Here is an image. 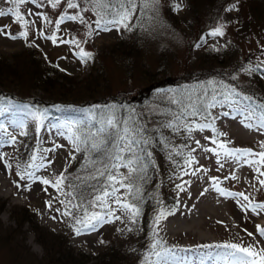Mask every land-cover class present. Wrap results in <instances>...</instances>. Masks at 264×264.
<instances>
[{"label": "rangeland", "instance_id": "obj_1", "mask_svg": "<svg viewBox=\"0 0 264 264\" xmlns=\"http://www.w3.org/2000/svg\"><path fill=\"white\" fill-rule=\"evenodd\" d=\"M175 2L183 5L179 12L172 11L173 0H161L160 17L164 26L157 27L150 33L124 30L118 32L113 29L99 35L93 34L91 37L88 36V27L78 21H65L60 30L56 31L54 21L66 9L63 0L62 5L55 9L47 0H44V5L40 8L28 3L22 6V13L26 19L35 21V24L29 27L28 39L13 40L0 35V59L18 71L23 66L24 73L19 81H17L19 76H8L5 79L4 76L0 77L2 91L0 96L20 105L32 106L28 102L32 97H45V101L51 103L32 106L48 110L45 127L39 135L34 130L35 125L31 118H27L23 129L28 133L26 136L20 135V129L5 125L8 131L17 137L18 143L15 146L5 145L0 148V152L6 153L8 163L12 164V168L6 171L3 163H0V264H45L46 254L36 243L32 232L35 227L47 233H54L53 235L66 231L65 243L71 248L73 256L76 257L79 252L91 256L87 257L89 260L85 264H101L96 257L109 248V243L133 252L139 251L136 244L132 245V241L137 242L141 235V224L127 225L125 221H115L104 224L97 231L76 236L72 228L73 218L63 217L55 211L57 208L63 210L59 200L64 199L56 189L39 181H20L21 185L31 183V189L25 190L23 187L17 189L13 183L19 180L16 175L19 170L17 164L22 165L26 162L34 151L52 147L53 141L64 147L57 149L55 153H48V159L53 163L48 168L37 171L36 175L51 180L65 168L70 178L87 175L81 166L68 171L74 161L69 157L71 145L65 138L55 134L56 130L49 127L51 123H56L58 119L68 115H78V110L93 106L92 100L99 101L102 97L113 94L118 97L124 95L125 99L122 98L119 105L135 108L137 112L145 114L150 126L155 127L154 122L163 117L153 116L152 109L156 108L161 100L159 91L169 89V86H161L162 80L165 77L174 78L178 86H190L184 80L188 77L186 74L193 73L200 76V80L204 82L223 81L237 86L246 94L254 95L257 100L264 101V79L258 75L249 77L242 73L237 80L231 79V75H235L241 65L249 61L254 63L264 46V0H175ZM231 4H236L238 11H225ZM11 6L7 0H0V8L6 10ZM29 10L33 15H28ZM67 11L74 14L75 10ZM37 12L46 14L53 23L47 24L35 15ZM84 15L89 23L96 18L91 12ZM251 16L255 21L251 20ZM13 20L11 16L0 17V27L7 25L5 29L7 32L18 35L23 29ZM220 23L226 24L223 37L206 35ZM40 31H44L46 35H51L55 31L56 35L64 40L75 38L80 41V47L93 54V58L82 63L75 54L79 51L75 45L59 41L53 44L39 36ZM202 36L205 37V42L200 48H196L195 45L200 43ZM28 54L34 57L32 61ZM32 67H37L40 72L44 68L52 67L65 75L69 79L65 86L69 85L71 94L64 96V100L77 103L52 102L55 99H47L48 94L34 85L30 87L26 82L20 84V81L31 76ZM151 86H154L151 92H146ZM136 93L140 97H133ZM144 95L149 96L141 101ZM211 111L216 117L217 133H223L217 136L219 141L225 142L229 148H250L255 152L261 150L264 131L244 127L240 122L242 118L237 116L233 119L231 110L227 107H217ZM225 111L230 112V115H221ZM166 133L171 135L167 131ZM213 135L215 134L211 129H206L202 132H193L191 137L187 133L171 136L172 143L184 157H187L192 149H196L195 152H191L195 162L191 168L186 164L179 168L180 164L176 167L178 160H169L174 171L173 179L163 177L159 187H166V192L173 195L176 206L170 209L174 211V215L161 222L159 234L165 241L171 242V245L179 246L224 241L239 243L243 240L245 244H256L259 241L260 247H264V238L255 235L253 239L243 231L247 229L248 232L255 234L256 224L264 226V213L257 216L249 212L245 216L235 200L223 197L215 190L212 180L213 177H217L221 188L231 192H245L250 199L264 202V190H260L255 178L257 174L248 166L241 167L231 159L226 160L222 153L218 161L215 154L205 152L204 148L216 147L210 140L205 139L206 136ZM196 140L200 141V146L196 145ZM157 148L161 149L158 145L154 149ZM154 156L155 160L159 161L157 154ZM80 160L82 164V156L78 159ZM220 164H223V167H220ZM184 172L187 174H183ZM233 173L237 179H225ZM170 183L173 185L167 187ZM177 184L182 185L185 190L180 191L176 187ZM44 188H47V191H44ZM47 201H52L51 209L47 207ZM53 216L56 217L55 220L52 219ZM26 217L30 219L28 222ZM194 220L197 222L196 225H192ZM18 222H21L20 226ZM128 227L136 230L129 232ZM29 238L32 242L28 241ZM143 244L145 245L146 241ZM140 253H134V258L139 261ZM106 263L110 264L109 261Z\"/></svg>", "mask_w": 264, "mask_h": 264}, {"label": "snow or ice", "instance_id": "obj_2", "mask_svg": "<svg viewBox=\"0 0 264 264\" xmlns=\"http://www.w3.org/2000/svg\"><path fill=\"white\" fill-rule=\"evenodd\" d=\"M7 2L12 6L6 10L0 8V17H13V22L23 30L19 31L18 35H12L5 30L8 27L5 25L0 27V35L8 36L13 40L18 38L27 40L29 27L35 24V21L25 18L22 6L31 3L40 8L43 7L44 0H7ZM63 2L66 4V9L54 21L56 31L60 30V26L65 21H78L86 25L89 29V37L113 29L118 32L124 30L150 33L155 28L164 26L160 17L161 0H63ZM47 3L55 9L62 5V0H47ZM182 7L181 3L173 0L172 11L179 12ZM67 10L75 11L74 14H69ZM233 10L238 11L236 4L225 8V11ZM87 12H91L96 17L91 23L84 15ZM28 15L31 16L33 13L29 10ZM35 15L47 24L53 23L44 13L37 12ZM225 27L226 24L220 23L210 29L206 35L223 37ZM38 34L53 44L59 41V43L75 45L79 49L75 54L82 63L93 58V54L80 47V41L75 38L64 40L58 37L55 31L51 35H46L44 31ZM204 42L205 37L202 36L200 43L195 47L200 48ZM261 57H264V46L256 61L241 65L237 73L231 75V79L237 80L241 73L249 77L258 75L264 79V59ZM60 70L64 71V69ZM158 94L161 95V100L156 108L152 109V115L163 119L155 121V127L150 126L145 114L137 112L135 108L116 104L83 108L78 110V115H68L49 125L56 130L57 136L65 138L70 143L72 151L69 152V157L72 160L76 159L77 154L83 157L81 169L87 175L70 178L67 168L51 180L36 175L37 171L46 169L53 163L48 159L47 154L55 153L57 149L64 147L53 141L52 147L34 151L26 162L22 165L17 164L19 170L16 175L19 180L13 183L17 189L23 187L25 190H30L31 183L21 185L20 181H39L45 186L56 189L64 199L59 200L63 210L57 208L55 211L63 217L73 218L72 228L76 236L97 231L104 224L115 221L137 225L145 197L143 184L147 180L149 167H156L153 149L158 145L165 151L170 161L173 160L174 155H180L184 164L191 168L195 162L191 152H195L196 149H192L188 156L184 157L172 143L171 136L187 133L191 137L193 132L211 129L215 135L206 136L205 139L210 140L216 147L203 150L215 154L218 161L222 153L226 160L231 159L241 167L252 168L257 174L255 178L260 190H264V142L260 144L259 152L250 148H229L225 142L217 139V136L223 133H217L216 117L211 111L217 107H227L231 110L233 119L237 116L242 118L240 122L244 127L264 131V101L257 100L254 95L246 94L235 85L216 80L160 90ZM22 114L23 118H21ZM47 115V109L20 105L0 96V117H3L0 119V148L5 145L15 146L18 143L17 137L8 131L6 124L20 129V135L26 136L28 133L23 129L27 118H31L35 125L34 130L39 135L45 127ZM221 115L229 116L230 112L225 111ZM166 131L171 135H166ZM195 143L200 146L199 140ZM0 163H3L6 171L12 168L4 152H0ZM220 167H223V164H220ZM229 178L237 179L234 173L230 177H225V179ZM212 180L215 190L221 196L235 200L245 216L249 212L257 216L264 213V202L250 199L245 192H231L221 188L217 177H213ZM176 187L180 191L185 190L180 184ZM43 190L47 191V188ZM155 199L157 207L152 220L151 237L141 254L139 264H264V247H260L259 241L256 244H245L241 240L239 243L224 241L195 246L169 245L160 236L159 226L163 220L174 215V211L164 207L163 201L158 197ZM46 205L51 209L52 201H47ZM77 213L79 215H76ZM52 219L55 220L56 217L53 216ZM217 223L223 222L217 221ZM255 227V234L248 232L247 229L243 231L253 239L255 235L264 238V226L256 224ZM127 230L132 232L136 229L128 227Z\"/></svg>", "mask_w": 264, "mask_h": 264}, {"label": "trees", "instance_id": "obj_3", "mask_svg": "<svg viewBox=\"0 0 264 264\" xmlns=\"http://www.w3.org/2000/svg\"><path fill=\"white\" fill-rule=\"evenodd\" d=\"M250 13V12H249ZM251 14V13H250ZM252 21H255V19L251 16L250 17ZM28 57H31L34 59L31 54H28ZM6 61H2L0 59V77L4 76V79L8 76L10 77H16L19 76L18 80L21 79L23 76V66H21V69L18 71V69H13L12 66L9 64L5 63ZM188 77L185 75V82L188 83V85H195L198 82H204L203 80H200V76H196L195 73L193 75L186 74ZM194 78V80L190 79ZM1 79V78H0ZM69 80L65 75L60 74L55 68H44L41 72L38 70L37 67H32L31 70V76L20 81L19 83H25L26 85H29L30 87L34 85L35 87L39 88L42 92L48 94L49 100H52V102H63V103H70V104H76V101H71V100H64V96H69L71 93L69 85L67 87L65 84L68 83ZM188 80V81H187ZM163 81V84L161 86L168 87L169 89L172 88H179L183 87L182 85L178 86V82L174 78H168L165 77ZM162 81H157L159 83H162ZM13 82V81H12ZM176 86V87H172ZM154 87V86H153ZM152 86L146 91L149 93L151 92V89L153 88ZM2 91L0 90V93ZM75 96V95H74ZM121 97H118L117 95L113 94H108L106 97H102L99 101L97 100H92L93 105H111V104H116L119 105V101L123 98L125 99L124 95H120ZM140 97V95L134 94L133 97ZM149 95L141 97V101L145 100L148 98ZM132 97V98H133ZM31 101H28L32 106L36 104H42V105H49L51 104L49 101H45V97H32L30 98ZM130 101V100H126ZM140 101V102H141ZM166 135H169L165 133ZM172 138V137H171ZM185 139V138H183ZM154 155L157 154V157L159 161H156V167L152 168L149 167L148 173H147V180L143 184V191L145 193L144 197V202L141 205L142 207V214L139 218V224L142 225V231L141 235L139 238L135 241H132V245L136 244V246L142 247L141 249L137 250L139 251H134L129 250V249H124L122 247H118L116 245H112L111 243L108 244V249L101 253L96 259L98 260L99 263L101 264H108L106 262H110V264H139V260L134 258V253L138 252L140 253L139 257L143 253V251L146 248V245L148 244L150 237H151V231H152V220L155 215V209L157 207L156 205V199L155 197H158L160 200L163 201V206L166 207L167 209L175 208L176 203L175 200H173V195L171 193L166 192V187L164 186L163 188L159 187L160 182L162 181L163 177H168L173 179V170L170 167L169 160L167 159L165 151L161 149H153ZM77 158L71 163V168L68 171H73L76 167L81 166V160L78 161V159L81 158L80 154L76 155ZM174 160H178V164L176 167L179 165V168L181 165L184 163V160L180 155H174L173 156ZM173 183L167 184V187L172 186ZM159 189H164L163 191H160ZM71 190V189H69ZM87 194V193H85ZM98 210V209H97ZM23 213H21L22 216ZM32 215H34L32 213ZM76 215H79L77 213ZM24 216V215H23ZM24 218V217H23ZM25 220V219H24ZM30 219L26 217V222H28ZM22 222V220H21ZM21 222H18V226L21 225ZM24 224V223H22ZM144 229V230H143ZM32 232L34 233V238L37 244H39L42 249L44 250L47 261H45V264H85L88 262L89 256L88 254H84L83 252H79L77 256H73L72 250L67 244L65 243V240L67 238V232L64 231L58 235H53L51 233H47L45 231H42L40 228L35 227ZM146 236V237H145ZM64 242H63V241ZM146 241V244L144 245L143 242ZM167 243L171 245V242ZM131 249V247H130ZM130 251V252H128ZM133 252V253H132ZM96 256V255H94ZM89 257V258H87ZM97 264V263H95Z\"/></svg>", "mask_w": 264, "mask_h": 264}, {"label": "bare ground", "instance_id": "obj_4", "mask_svg": "<svg viewBox=\"0 0 264 264\" xmlns=\"http://www.w3.org/2000/svg\"><path fill=\"white\" fill-rule=\"evenodd\" d=\"M196 224H197V222L194 220V221L192 222V225H196ZM32 237H33V236H32ZM32 237H31V238H32ZM31 238L28 239L29 242H32V239H31Z\"/></svg>", "mask_w": 264, "mask_h": 264}]
</instances>
